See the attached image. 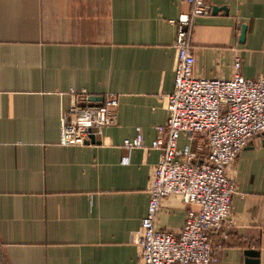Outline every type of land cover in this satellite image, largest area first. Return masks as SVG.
I'll use <instances>...</instances> for the list:
<instances>
[{
  "label": "crops",
  "instance_id": "obj_1",
  "mask_svg": "<svg viewBox=\"0 0 264 264\" xmlns=\"http://www.w3.org/2000/svg\"><path fill=\"white\" fill-rule=\"evenodd\" d=\"M208 4L188 27L195 75L229 79L238 57L244 79L264 77V0ZM189 14L173 0H0V264L140 263L160 156L149 146L167 119L177 21ZM69 90L117 97L96 144L66 143ZM137 134L145 147L127 152ZM196 142L181 134L177 144ZM233 179L235 224L211 236L216 264H245L249 250L264 264V137L240 151ZM189 209L164 199L156 229L178 235Z\"/></svg>",
  "mask_w": 264,
  "mask_h": 264
},
{
  "label": "built area",
  "instance_id": "obj_2",
  "mask_svg": "<svg viewBox=\"0 0 264 264\" xmlns=\"http://www.w3.org/2000/svg\"><path fill=\"white\" fill-rule=\"evenodd\" d=\"M190 7V14L178 18L174 48L177 66L173 90L165 98L167 119L155 128L149 148L159 150L148 187L146 215L141 222L139 264H216L211 236L222 225L235 224L231 200L236 194L233 170L236 158L248 142L264 137V77L246 80L240 75L236 57L229 79H205L195 75V59L189 43L192 18L211 12L208 0H173ZM69 126L81 138L90 131L99 134L113 126L117 117L115 95L101 103H90L84 90H69ZM184 134L189 145L178 147ZM131 152L144 148L141 134L123 140ZM204 150V152H203ZM205 153L199 160V153ZM180 197L190 209L178 235L156 229L161 203Z\"/></svg>",
  "mask_w": 264,
  "mask_h": 264
},
{
  "label": "water",
  "instance_id": "obj_3",
  "mask_svg": "<svg viewBox=\"0 0 264 264\" xmlns=\"http://www.w3.org/2000/svg\"><path fill=\"white\" fill-rule=\"evenodd\" d=\"M217 11L218 8H212V14H215ZM244 34H245V26H242L239 37L240 43L243 42ZM88 100L89 102H97V101H102V98H89ZM93 132L94 131H90L91 134H89L88 137L84 139L78 135V132L76 130L72 128H68L65 132L66 143L73 145H87L89 143L96 144L97 141L93 135ZM244 255L246 256L245 264H258V256H259L258 252L249 250L246 251Z\"/></svg>",
  "mask_w": 264,
  "mask_h": 264
},
{
  "label": "bare ground",
  "instance_id": "obj_4",
  "mask_svg": "<svg viewBox=\"0 0 264 264\" xmlns=\"http://www.w3.org/2000/svg\"><path fill=\"white\" fill-rule=\"evenodd\" d=\"M222 226H224V225H222ZM222 226H221V227H222ZM225 226H226V225H225ZM221 227H220V228H221ZM227 227H228V226H227Z\"/></svg>",
  "mask_w": 264,
  "mask_h": 264
}]
</instances>
